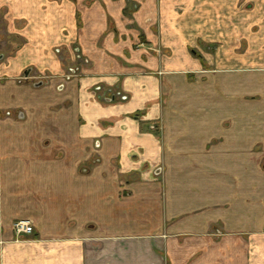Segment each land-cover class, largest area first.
Here are the masks:
<instances>
[{
	"label": "crops",
	"instance_id": "crops-1",
	"mask_svg": "<svg viewBox=\"0 0 264 264\" xmlns=\"http://www.w3.org/2000/svg\"><path fill=\"white\" fill-rule=\"evenodd\" d=\"M156 1L134 19L150 47L127 55L74 35V0H0L28 39L0 54L1 87L63 75L57 50L77 40L91 62L58 86L72 117L0 110V264H264V0H225L220 67L189 54L204 0Z\"/></svg>",
	"mask_w": 264,
	"mask_h": 264
},
{
	"label": "rangeland",
	"instance_id": "rangeland-1",
	"mask_svg": "<svg viewBox=\"0 0 264 264\" xmlns=\"http://www.w3.org/2000/svg\"><path fill=\"white\" fill-rule=\"evenodd\" d=\"M159 1L160 0L156 1L157 4ZM74 2L75 4H78V7H76L75 10V24L73 25V29L74 35L78 36V39L86 32L95 34L100 30L101 32H105L103 38L101 37L103 40L107 35H112L117 47L122 46L119 44L123 43L124 47L122 48L127 55L131 50L139 52L143 48L150 47L151 44L146 39L145 24L141 25L140 23H137V20H134L135 13H139V11L142 10L141 6H144L145 0H74ZM205 3L206 1L204 0L202 2V5L204 6L200 9L201 17H203L208 11L210 13L212 12L210 14L211 16L207 19L204 17L203 21H200L201 23L199 22L194 25L191 23L187 25L190 27L192 26V28H194L193 26H196L197 31L194 32V36L199 37L197 44L189 48V54L195 59L196 57L199 58V56H201L208 66L211 62L214 66L217 64V66L220 67L224 65L225 60V0H216L212 2L211 5H209V2ZM215 3L218 6L217 8L213 7ZM157 10H160V8H157L156 6L154 8H144L142 14L144 18H148L153 12V17L154 15H157ZM176 10L180 12L179 14L181 16H185L186 18H189V16L193 18L196 15L190 14L188 16L186 14L188 11L185 10L184 12L183 8H176ZM195 10L198 11L199 8H195ZM217 10L218 12H216ZM5 15L6 9L0 11V54L3 53L5 56H9L10 53L18 50L17 47L20 48V46L27 44L28 39L20 34H23L21 27L24 25H13V23L10 22V19H7ZM98 16H100V18H97ZM213 19V22L207 23V20L212 21ZM104 21L106 25L103 24ZM145 21L146 20H144V22ZM152 25L154 32L159 34L161 32V26L159 23H153ZM67 31L68 32L66 33H69L68 29ZM71 47L72 48L70 49L59 47L57 50V56L65 65V72L61 76L53 77L47 75L39 77L37 76V67L32 66V69L29 68L31 70L28 71V75H26L28 77L26 79H24V72H20L17 77L10 82L7 88L1 86L4 84L3 81L7 82L9 80L7 78L5 79V77H0V110L3 118H5L9 112L12 116L18 117L20 111L25 113H37L38 111V113H44L47 116L49 113H54L51 115L52 117L55 115L60 116L61 114L64 115V117L65 115L69 117L73 116L71 107L70 109H65L62 106L63 102H65V97H67V92H59L58 86L63 84L67 87L70 85L66 84V82H68L67 76H70L69 79L73 81L81 79L82 75L85 74L84 69L89 68L88 66L90 65L88 64L91 62L87 56L83 55L79 40L72 43ZM192 50L196 53L194 54ZM170 52L171 51H165L166 54H170ZM194 55L196 57H194ZM73 69L75 72H73ZM39 80H45L48 82L47 85H50L51 87L47 86L48 88L46 87L42 90H37V82ZM70 86L72 87V85ZM67 91L69 90L67 89ZM37 101L39 104H37ZM37 106L39 107L38 109ZM52 126L53 125L42 124L40 127L50 130L54 128ZM61 127H59V129L63 131V128L66 126L61 125ZM154 127L155 130L158 131V126L155 125ZM30 129H37V120L32 126H25L26 131ZM58 139L61 141L63 140L61 137ZM65 155L66 153L58 152L60 158L65 157Z\"/></svg>",
	"mask_w": 264,
	"mask_h": 264
},
{
	"label": "built area",
	"instance_id": "built-area-1",
	"mask_svg": "<svg viewBox=\"0 0 264 264\" xmlns=\"http://www.w3.org/2000/svg\"><path fill=\"white\" fill-rule=\"evenodd\" d=\"M155 128V127H153ZM14 228L16 230L17 233L21 234V233H33L34 232V228L33 225H31L29 222L27 221H18L14 224Z\"/></svg>",
	"mask_w": 264,
	"mask_h": 264
},
{
	"label": "water",
	"instance_id": "water-1",
	"mask_svg": "<svg viewBox=\"0 0 264 264\" xmlns=\"http://www.w3.org/2000/svg\"><path fill=\"white\" fill-rule=\"evenodd\" d=\"M26 75H28V72H26Z\"/></svg>",
	"mask_w": 264,
	"mask_h": 264
}]
</instances>
